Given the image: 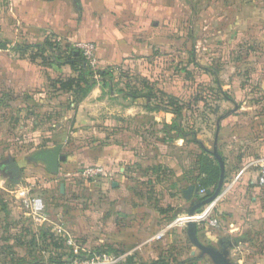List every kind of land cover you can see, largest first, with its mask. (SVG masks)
I'll return each mask as SVG.
<instances>
[{
  "label": "crops",
  "instance_id": "1",
  "mask_svg": "<svg viewBox=\"0 0 264 264\" xmlns=\"http://www.w3.org/2000/svg\"><path fill=\"white\" fill-rule=\"evenodd\" d=\"M178 17L177 0H0V40L9 43L7 49L0 50V111L14 109L12 104L20 94L31 96L26 97L29 105L36 92L31 85L38 84L39 72L45 74L48 70L63 71L64 68L70 71L64 61L60 66L51 63L45 67L46 63L40 62L38 57L31 60L34 51L43 48L45 41L59 44L63 51L75 50L77 43H93L99 67H121L132 73L145 69L147 72L149 61L155 63L158 51L171 52L172 45L176 44L173 39ZM16 46L28 48L21 54L14 49ZM48 75L45 74L42 84L48 83ZM81 116L79 114L78 118ZM243 116V111H235L218 119V152L224 163L225 185L217 200L209 205L211 217L219 221L217 234L210 231L215 228L208 223L196 224L199 241L224 251L231 264H251L256 258L264 259V251L258 254L255 250L264 240V186L256 184L261 170L258 168L259 148L264 150V144L255 143L258 118L255 116L254 121L247 123ZM120 118L118 121L109 117L101 121L81 119V126L96 124V129L90 130L89 146L72 156L66 154L72 161L84 158L82 161L88 159L92 168H102L107 176L96 178L110 184V188L90 190L91 205L86 213L88 238L84 235L88 242H79L72 235L84 232L74 227L78 219L75 206L51 207L50 203H44L47 217L50 212L58 220L51 222L45 218L42 225L37 226L28 215L33 228L52 233L64 245V239L56 233L61 227L82 249L106 247L103 250L131 257L134 264H148L159 258L185 261L194 253L182 252L180 234L188 237L186 229L178 231V222L186 215L190 204L183 193L187 187L194 186L199 175L196 157L201 149L208 150L199 141L203 126L198 131L173 111L128 109ZM189 128L195 130L190 135L196 145L192 138L191 141L187 138L185 132ZM67 140L66 137L59 142L66 164L63 150L67 148ZM76 172L75 167L70 170L60 167L56 175L47 178L50 183L47 188L58 178H64L67 181L61 183L63 191L59 184L60 198H64L69 192L67 182L73 180L72 176H78ZM50 192L47 190L49 196ZM200 196L197 193L196 198ZM159 232L163 237L157 240ZM65 249L45 247L38 252L41 264L51 255L65 259ZM201 256L199 258H208Z\"/></svg>",
  "mask_w": 264,
  "mask_h": 264
},
{
  "label": "rangeland",
  "instance_id": "2",
  "mask_svg": "<svg viewBox=\"0 0 264 264\" xmlns=\"http://www.w3.org/2000/svg\"><path fill=\"white\" fill-rule=\"evenodd\" d=\"M177 1L179 17L173 39L176 44L172 45L171 52L158 51L155 63L149 61L147 72L143 69V72L132 73L121 67L101 68L99 65L92 68L79 60L87 67L81 70L89 83L88 86H81L83 90H63L57 83L76 79L79 73L77 69H70L69 72L68 68L63 71L48 70L47 84H42L47 73L41 71L38 84L31 85L32 90L36 91L29 104L32 106L26 101V97L31 96L25 93L20 94L12 104L14 109L0 111V264H41L38 252L41 251L40 247L46 245H39L36 238L35 241L31 239L33 235L42 233L33 228V221L28 216L25 201L31 195L42 198L51 207L75 206L78 219L74 227L76 225L84 232L72 235L79 242L88 238L89 218L86 213L91 205L90 190L110 188L105 179L84 174L85 167H92L88 159L82 161L84 158H81L79 162L67 166L75 167L78 176H72L73 180L67 182L69 192L64 198H60L59 184L67 180L58 178L51 188H47L50 185L47 178L50 177L42 166L28 162L23 164L21 174L15 180L4 169L8 159L19 158V150L27 157L37 150L65 141L66 137L67 148L63 153L65 156L77 154L89 146L90 130L96 129V124L93 127L90 124L79 125L81 119L98 118L101 121L109 117L118 121L128 109L180 111L181 119L192 123L194 129L199 131L203 126L204 132H199V141L212 152L214 136L219 127L218 119L223 115L230 116L235 111H243L247 123L254 121L255 116L258 118L255 134L258 140L255 143L258 146L264 144V0ZM51 45L52 50L45 48L43 51L44 45L41 51L37 49L39 61L44 62L42 57L49 61L43 63L45 67L51 62L56 66L55 61L64 60L60 56V45ZM80 108L83 111H77ZM79 114L81 118H78ZM194 129L189 128L185 132L189 141L193 139L192 142L195 140L190 134ZM71 134L76 136L73 138ZM259 151L258 168L261 169L259 162H264V150L259 148ZM61 168L66 169V165ZM256 184L264 186L259 185L257 180ZM46 189L51 191L50 196ZM27 190L30 193L27 194ZM205 207L198 213L204 212ZM184 219L181 217V220ZM46 220L55 222L58 219L49 212ZM178 225V231L186 229V224ZM210 231L217 234L218 228ZM104 234L102 229V237ZM183 234H180L179 240L182 252H187V255L193 252V257H187L182 262L175 259L170 261L171 264H211L208 258H199L200 252ZM260 243L255 250L263 254L264 240ZM247 245H250L249 242ZM67 260L68 257L62 260L59 256L51 255L45 264ZM251 264H264V259L256 258L251 260Z\"/></svg>",
  "mask_w": 264,
  "mask_h": 264
},
{
  "label": "trees",
  "instance_id": "3",
  "mask_svg": "<svg viewBox=\"0 0 264 264\" xmlns=\"http://www.w3.org/2000/svg\"><path fill=\"white\" fill-rule=\"evenodd\" d=\"M51 44L52 43L45 41L44 49H42V50L44 51L45 48H47L49 50L53 49V45H51ZM8 47H9L8 42L0 40V50H5ZM27 48L28 47H20V46L14 47V49L21 54H23L27 50ZM40 51H41V49H40ZM38 52L39 51H37V53H34V55H32L30 57L31 60H33L35 57H39ZM60 54H61V56L65 55L64 60H63L65 62V64H68L73 71H75V69L79 70L78 71L79 73H78V76L76 79H67L65 81H58L57 83L59 84V88H62L63 90H69V91L72 90L71 92H74V90H76V89L83 90L81 87L82 85H84V86L89 85L88 81H86L84 79V77L82 75V71H81V70H84L85 68H87V67L83 66V62L85 63L83 57L76 50H73V49L70 50L68 48H66L64 51L61 50V48H60ZM42 58H43V60L42 59L41 60L44 61L43 63H49V61H46L47 59H45L44 57H42ZM79 60L83 61L82 64H80ZM55 64L57 66H60L61 62L55 61ZM71 78H75V77H71ZM169 100H170V98H169ZM153 109H155V108H153ZM173 112L177 115L181 114L180 111H173ZM17 155H20V156L18 158L14 155V158L16 157L14 161L21 168L23 164L27 163L26 155L23 153L22 150H19V152H17ZM66 157H67V164H66V160H65L64 161L65 163H61L60 167H63L64 165H66V170H70V168L67 166H70V164H73L76 161L73 162L71 158H68L69 157L68 155H66ZM196 165H197L199 175L194 180V186L198 190H204L205 191V195L203 197L199 198V200H203V199L209 197L213 193L214 189L216 188L218 180H219V176H220V169H219L217 161L212 157L211 152H209L208 150H205V149H202L201 154L196 157ZM46 174L48 176H50V174H48L47 172H46ZM39 232H42V233L40 235H36V236L33 235L31 239H34V241H35V238H36V241L39 242V245H46L44 247H40L41 250H43L45 247H47L49 245L53 246L54 248H64V249L66 248L65 245H62V242H60L59 239H56L52 233L47 232L44 229H39ZM65 250H66L65 255H66V257H68V260H69L73 255L72 251L69 248L65 249ZM105 251L112 252L115 254H123L122 252H114L111 250H105ZM67 261H59L55 264H64ZM52 264H54V263H52ZM121 264H134V263H133V259L131 257H127L125 259V261L122 262ZM148 264H171V262L169 260L159 258L157 260L149 262Z\"/></svg>",
  "mask_w": 264,
  "mask_h": 264
},
{
  "label": "built area",
  "instance_id": "4",
  "mask_svg": "<svg viewBox=\"0 0 264 264\" xmlns=\"http://www.w3.org/2000/svg\"><path fill=\"white\" fill-rule=\"evenodd\" d=\"M74 49L83 57L85 63L92 68L98 66L97 49L93 43H77ZM260 173L257 178L259 185H264V162L260 164ZM84 174L97 177L98 175L107 176V173L102 168H84ZM199 195L204 196V190H198ZM26 207L28 215L32 221L37 225H42L46 218L45 205L40 197L27 198ZM211 206V205H210ZM207 206L206 210L202 213L194 215L193 218L186 217L184 220H180L178 224L185 225L188 221H195L196 224L208 223L211 227L217 228L219 221L214 219L210 215V209ZM58 236L64 239V245L71 249L72 257L64 264H121L125 261V254H115L107 252L103 249L96 251H88L78 246L72 236H68L64 233L63 229L59 227L56 230ZM163 237V233L159 232L156 235V239L159 240Z\"/></svg>",
  "mask_w": 264,
  "mask_h": 264
},
{
  "label": "water",
  "instance_id": "5",
  "mask_svg": "<svg viewBox=\"0 0 264 264\" xmlns=\"http://www.w3.org/2000/svg\"><path fill=\"white\" fill-rule=\"evenodd\" d=\"M217 134L218 128L216 129V133L214 136L211 155L217 161L220 169L219 180L213 193L203 200H199L198 198H196L198 189L195 186L191 185L187 187V189L183 193V196L187 201L190 202L189 207L186 210V215L189 218H192L194 215H196L203 207L214 203L223 189L225 172L223 160L217 150ZM62 148V144H56L51 148H42L28 155L26 157V160L28 163L42 165L44 170L48 174L56 175L59 172L61 163L66 160L64 155H62L61 153ZM4 169L14 180L17 179L21 174L20 167L11 158L5 162ZM60 189L61 191H63V184L60 185ZM185 227L188 240L200 252L202 256L208 257L213 264H231L226 258V253L224 251H217L212 247L203 245L199 241V239L197 238V226L195 221H188Z\"/></svg>",
  "mask_w": 264,
  "mask_h": 264
},
{
  "label": "bare ground",
  "instance_id": "6",
  "mask_svg": "<svg viewBox=\"0 0 264 264\" xmlns=\"http://www.w3.org/2000/svg\"><path fill=\"white\" fill-rule=\"evenodd\" d=\"M183 217H184V218H186V217H188V216H187V215H185V216H183ZM193 217H194V216H193ZM193 217H192V218H193ZM188 218H189V217H188Z\"/></svg>",
  "mask_w": 264,
  "mask_h": 264
}]
</instances>
